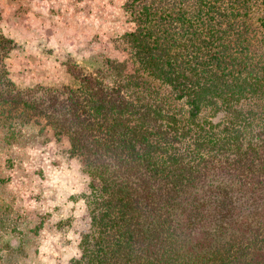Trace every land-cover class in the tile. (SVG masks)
Instances as JSON below:
<instances>
[{
    "label": "trees",
    "instance_id": "trees-1",
    "mask_svg": "<svg viewBox=\"0 0 264 264\" xmlns=\"http://www.w3.org/2000/svg\"><path fill=\"white\" fill-rule=\"evenodd\" d=\"M124 6L123 58L67 59L73 83L18 86L0 33V117H41L90 176L70 264H264V0Z\"/></svg>",
    "mask_w": 264,
    "mask_h": 264
},
{
    "label": "rangeland",
    "instance_id": "rangeland-1",
    "mask_svg": "<svg viewBox=\"0 0 264 264\" xmlns=\"http://www.w3.org/2000/svg\"><path fill=\"white\" fill-rule=\"evenodd\" d=\"M0 1V33L15 42L6 66L21 87L73 83L67 59L87 72L105 55L123 58L115 37L135 27L125 0ZM68 150L41 117L10 126L0 117V264L79 256L90 176Z\"/></svg>",
    "mask_w": 264,
    "mask_h": 264
},
{
    "label": "crops",
    "instance_id": "crops-1",
    "mask_svg": "<svg viewBox=\"0 0 264 264\" xmlns=\"http://www.w3.org/2000/svg\"><path fill=\"white\" fill-rule=\"evenodd\" d=\"M0 3H1V1H0Z\"/></svg>",
    "mask_w": 264,
    "mask_h": 264
}]
</instances>
